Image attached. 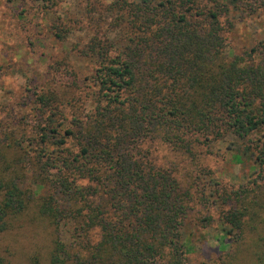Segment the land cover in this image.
Wrapping results in <instances>:
<instances>
[{
    "label": "rangeland",
    "instance_id": "374dc122",
    "mask_svg": "<svg viewBox=\"0 0 264 264\" xmlns=\"http://www.w3.org/2000/svg\"><path fill=\"white\" fill-rule=\"evenodd\" d=\"M225 2L226 12L218 19L221 55L227 61L248 60L254 48L250 59L258 63L264 57L260 0L237 9ZM154 16H148L141 0H0V177H10L24 200L0 233L3 264H48L54 239L77 252L72 228L79 204L67 191H57L65 189L57 182L65 149L73 156L84 144L85 122L101 113L94 69L125 50L133 26L150 24ZM159 26V21L152 25ZM65 130L72 137L58 145ZM139 146L155 168L170 172L189 190L186 211L173 219L184 250L178 264H264L263 130L193 142L190 157L155 136ZM32 162L47 185L33 182ZM238 187L250 191L244 202H251L255 212L252 219L243 218V237L222 216L228 210L225 200ZM41 201L60 214L57 227L38 214ZM150 257L142 264L168 261Z\"/></svg>",
    "mask_w": 264,
    "mask_h": 264
},
{
    "label": "trees",
    "instance_id": "16d2710c",
    "mask_svg": "<svg viewBox=\"0 0 264 264\" xmlns=\"http://www.w3.org/2000/svg\"><path fill=\"white\" fill-rule=\"evenodd\" d=\"M228 1L232 9L249 3ZM141 3L148 16H157L133 26L125 50L94 69L101 113L85 122V141L76 153L70 156L65 149L57 178L65 187L57 191H67L79 204L72 228L77 252L54 239L48 264H142L153 254L178 264L184 250L173 219L186 211L189 190L170 172L155 168L139 143L155 136L190 157L193 142H213L226 133L236 138L264 133V57L253 63L254 48L248 60L227 61L221 55L218 19L226 12L225 0ZM259 9L264 12V0ZM157 21L158 29L152 27ZM63 137L58 145L72 132L65 130ZM31 167L33 182L47 185L37 164ZM249 192L233 191L222 214L242 237L243 218L255 216L253 204L244 202ZM22 195L10 177H0V233L8 229V216L23 209ZM48 204L41 201L38 214L57 227L60 214Z\"/></svg>",
    "mask_w": 264,
    "mask_h": 264
}]
</instances>
